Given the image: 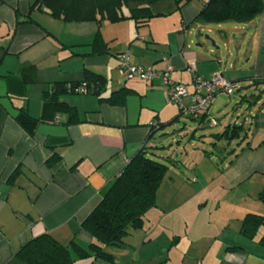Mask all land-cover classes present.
I'll return each mask as SVG.
<instances>
[{
  "label": "crops",
  "instance_id": "crops-1",
  "mask_svg": "<svg viewBox=\"0 0 264 264\" xmlns=\"http://www.w3.org/2000/svg\"><path fill=\"white\" fill-rule=\"evenodd\" d=\"M205 1L191 0L176 8L173 0H166L159 7L163 14L146 24L125 19L103 21L98 28L94 21L65 22L31 9L30 0H0V264H27L15 254L45 233L62 245L74 241L87 248L93 238L82 223L126 163L140 150L150 157L148 148H157L162 137L174 141L172 129L183 118L178 105L167 99L159 79L121 78L117 54L125 51H130L136 65L171 66V79L187 84L189 92L194 74L209 78L219 72L237 81L239 87L232 95L213 97L208 116L217 99L216 109L225 113L224 95L236 105L244 104L250 111L244 118L248 127L238 120L233 124L243 126L244 138L230 139L237 146L223 149L216 164L205 142L201 147L188 143L182 150L190 164L171 160L173 169L168 166L157 190L155 209L145 216L151 221L152 213L158 212L155 221L168 228L165 242L167 236L179 237L167 243L169 249L174 242L176 247L187 242L193 264H264V224L252 238L241 232L247 214L264 216V201L259 198L264 191V9L245 23L196 22ZM98 29L104 51L93 53L90 44ZM28 66L35 68V81L23 86L21 70ZM86 70L104 77L105 85L98 94L60 95L59 100L73 108L72 116L58 113L40 122L32 134L17 124V108L25 107L32 117L40 118L47 87L53 82L82 81ZM121 89L125 91L121 103L107 100ZM200 117L189 118L197 129L208 127L207 118ZM153 123L158 127L153 128ZM225 123L224 128L231 125ZM181 125L179 135L193 131L187 133V125ZM213 134L202 139L217 148L224 139ZM191 135L195 138V133ZM54 152L60 160L49 167L46 160ZM192 200L195 214L184 219L170 214ZM211 204L216 212L206 216L205 207ZM137 230L129 231L122 245L105 248L113 261L91 256L71 264H118V248H128L126 253L132 249L131 259L140 264L148 259L151 264H166L169 256L162 261L155 244L144 250L151 235L134 233ZM127 238L132 240L126 242ZM140 244L138 251L135 247Z\"/></svg>",
  "mask_w": 264,
  "mask_h": 264
},
{
  "label": "trees",
  "instance_id": "trees-1",
  "mask_svg": "<svg viewBox=\"0 0 264 264\" xmlns=\"http://www.w3.org/2000/svg\"><path fill=\"white\" fill-rule=\"evenodd\" d=\"M164 1L166 0H33L30 8L46 10L51 17L65 22L94 21L99 28L103 21L115 23L125 19H132L136 25L146 24L151 18L163 14L159 7ZM189 1L191 0H173L176 8ZM123 8H127V13ZM262 9V0H206L195 21L216 24L224 21L245 23L258 16ZM90 45L93 53L104 51L99 29ZM20 76L23 86L35 81V68H23ZM6 78L9 79L10 76ZM82 84H85L86 93L77 91ZM104 85V77L89 70L85 71L82 81L53 82L43 93L42 116L34 118L25 107H20L17 108L15 121L25 132L32 134L40 122L50 121L58 113L73 115V108L60 101V95L98 94ZM124 93L121 89L107 100L113 104L121 103ZM179 115H183L180 110ZM202 117L205 116L200 118ZM68 120L71 121L72 118L69 117ZM152 127H158V124ZM243 130L242 125H227L221 133H214L212 136L225 141L233 138L243 139ZM59 160V154L54 152L46 160V164L52 167ZM167 169L166 164L146 156V151L140 150L126 163L104 191L99 203L83 221L82 228L93 238L87 248L74 241L67 246L62 245L45 233L26 242L15 256L27 264H71L74 259L91 256L113 261V257L105 248L122 245L129 231L143 228L146 212L155 206L156 193ZM259 198L264 201V191L260 193ZM262 224L264 216L249 213L241 221V232L244 236L252 238Z\"/></svg>",
  "mask_w": 264,
  "mask_h": 264
},
{
  "label": "rangeland",
  "instance_id": "rangeland-1",
  "mask_svg": "<svg viewBox=\"0 0 264 264\" xmlns=\"http://www.w3.org/2000/svg\"><path fill=\"white\" fill-rule=\"evenodd\" d=\"M33 0H30V3H32ZM45 13L46 10H43ZM123 11L125 13H127V8H123ZM37 17V14L35 15V18ZM22 17L18 16V20H21ZM200 37V35H198ZM3 69V68H2ZM117 70V69H116ZM118 72V71H117ZM122 78V76H121ZM124 79V78H122ZM125 80V79H124ZM218 101L220 102L219 99L216 100V103L214 104V108H211L210 113H209V117L214 118L217 123L219 124L218 127L215 126H211L209 125L208 127L205 128H201V129H197V124L196 122L192 121L189 117H187L186 115H183L181 118V122L179 125L173 127L172 132L174 134V141L172 139H169V141L167 140L168 137H162L160 138L159 141H156V146L157 148L153 147V148H148V150L151 151V154H149V156L151 158H153L154 160H157L163 164H166L167 166L170 167V169H173V163L171 160H175L177 159V162L179 164H181L182 166L189 165V156H186L184 154V151L182 150L186 145H188V143H190L191 141H194L196 146L201 147L202 143H204V147L210 151H212L213 153V163H219V156L222 153V150L227 148V146H237L236 145V141H225V140H221L218 142V146L217 148H214L213 146L208 144V139L204 140L202 139V137H210L211 133H216V132H221L224 128V126L227 124L225 122H230L231 125L234 124V122L236 120H238L239 124L243 122L244 127L247 128L248 127V123L245 122L244 118L248 117L249 115V110L244 106V104L242 105H236V102L234 101V99L232 97H227V96H222V103L223 105V110H226L225 113H221V111H219V109H216V105L218 103ZM182 123H185L187 125V133L191 132L192 130V134L195 133V138H192L191 133L186 135V136H181L179 135L180 133V127H182ZM208 123V122H207ZM222 124V125H221ZM208 125V124H207ZM237 125V124H236ZM171 143L172 148L169 150H164L163 148H161L162 145L164 144H168ZM180 146V147H179ZM213 148V149H212ZM189 151V149H188ZM195 151V150H193ZM196 153V152H193ZM189 155V154H188ZM170 156V158H169ZM181 166V167H182ZM183 168V167H182ZM212 189H210L211 191ZM209 192V190H208ZM214 193L216 195H218L220 192L215 190ZM194 200H192L190 203H187L185 205H178L173 212H168L171 215H177L180 214L181 218H185L188 215L191 214H195V210L192 206ZM214 207H216V205L211 204V206L209 207H205V215L207 216L208 214H215L216 211H214ZM152 209H155L154 207H152ZM151 211H155V210H151ZM208 211V213L206 212ZM158 212H153L152 213V217H151V221H147V216H145V223L144 226L141 230H137L134 233H142V234H146L147 238L151 235V241L149 245H146L144 247L145 249H150L152 250L153 248V244H155V249L159 250L160 253L162 254V261L165 260L168 256H169V260L167 261L166 264H193L190 260V256H193L192 253V249L191 252L188 251L187 247H186V243L185 246L183 244H181L180 246H174L175 242H177L179 240V237H177V235H171L170 237L167 236V240L165 242V236L168 233V228L164 225V223L162 221H159V223H157L155 220V218H158ZM208 215V216H209ZM159 220V219H158ZM132 231V230H131ZM141 231V232H140ZM205 233H207V230H204ZM136 236V238H134L135 240L137 239V234H134ZM133 237V236H132ZM144 238V237H143ZM131 238H127L126 242L131 241ZM174 240L175 242L173 243V246L171 249H169V245L167 246V243H169V241ZM184 240L181 241V243H183ZM141 245H136V249L139 251V249L141 248ZM119 249V253H118V257H117V263L118 264H140L138 262V259H131V255H132V249L130 253H126L125 251H127L128 248H118ZM126 249V250H125ZM187 249V251H186ZM170 250V252H169ZM169 252V255H168ZM160 260V261H161ZM151 264V262L147 261V264Z\"/></svg>",
  "mask_w": 264,
  "mask_h": 264
},
{
  "label": "built area",
  "instance_id": "built-area-1",
  "mask_svg": "<svg viewBox=\"0 0 264 264\" xmlns=\"http://www.w3.org/2000/svg\"><path fill=\"white\" fill-rule=\"evenodd\" d=\"M130 57V51L121 52L117 55L118 70L125 80L138 78L146 82H152L154 79H159L161 85L166 89L167 99L176 103L183 115L191 117L204 115L207 118L208 125L217 124L214 118L208 116L213 97L218 93L230 96L239 87L237 81L228 80L219 72L213 73L209 78L194 74L191 81L193 91L189 92L187 84L178 83L171 79V66H166L163 69H157L153 66H140L133 64ZM189 69L194 72L193 63L190 64ZM77 91L86 93L85 84L78 87ZM153 125L156 126V123H153Z\"/></svg>",
  "mask_w": 264,
  "mask_h": 264
},
{
  "label": "water",
  "instance_id": "water-1",
  "mask_svg": "<svg viewBox=\"0 0 264 264\" xmlns=\"http://www.w3.org/2000/svg\"><path fill=\"white\" fill-rule=\"evenodd\" d=\"M199 35H202V34L199 32ZM211 44H212L213 46H215V44L213 43V41H211Z\"/></svg>",
  "mask_w": 264,
  "mask_h": 264
}]
</instances>
